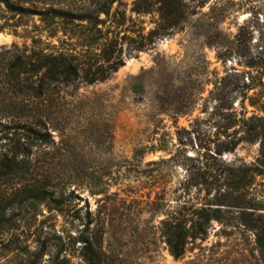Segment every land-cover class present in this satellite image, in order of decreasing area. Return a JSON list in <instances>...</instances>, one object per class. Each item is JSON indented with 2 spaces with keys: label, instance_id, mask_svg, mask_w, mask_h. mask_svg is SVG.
I'll return each mask as SVG.
<instances>
[{
  "label": "rangeland",
  "instance_id": "obj_1",
  "mask_svg": "<svg viewBox=\"0 0 264 264\" xmlns=\"http://www.w3.org/2000/svg\"><path fill=\"white\" fill-rule=\"evenodd\" d=\"M136 3L0 0V146L11 156L15 131L44 141L16 181L32 192L0 209V264H264V128H228L264 118V73L251 89L247 67L264 48V0H184L178 28L143 50L131 39L160 15ZM115 40L124 65L86 82ZM60 54L76 58L79 76L48 84L36 66ZM248 127H259L255 141L216 153ZM44 189L47 199H31ZM202 207L218 219L175 259L162 222Z\"/></svg>",
  "mask_w": 264,
  "mask_h": 264
},
{
  "label": "trees",
  "instance_id": "obj_2",
  "mask_svg": "<svg viewBox=\"0 0 264 264\" xmlns=\"http://www.w3.org/2000/svg\"><path fill=\"white\" fill-rule=\"evenodd\" d=\"M156 6L158 7V12L160 15V23L147 35L140 34L137 39H131L130 44H134L136 50L145 49L148 45L154 43L157 38L163 36L166 31L176 30L180 23L179 16L185 14L184 0H137L135 11L139 14L150 13ZM118 46L119 42L118 40H115L103 50L102 59L104 63L108 64L106 68H104L102 65L96 66V64H89L88 69L83 71V79L86 82L93 84L98 81H106L111 76V74L117 72L118 69L124 65L125 62L122 56H120V50L118 49ZM46 59L47 60H45V62L38 63L36 68L38 71L40 67H44L45 73L42 79L47 81L48 84H70L79 76L76 58L73 56L60 54L57 56H49ZM247 67L254 70L256 73L249 75L251 89H255L259 85H263L262 76L264 73V48L261 49L255 59H251L250 62H248ZM94 68L95 70L93 71ZM243 87H245V90L249 88L246 86V84H244ZM252 105L257 104L254 103ZM259 108L264 112V103H262ZM251 121L259 122V127L264 128V118L256 116L250 117L244 121H240L234 117L233 122L228 124V128H234L238 125H241V123H244V125L247 126ZM259 127H248L249 130L245 131L244 136L240 138L234 137L228 142H223V146L218 149L216 153L221 155L223 152H233L241 142L255 141L256 136L258 135ZM24 128L18 129L21 130ZM14 133L18 135V140L13 147L14 153L10 154L11 156H9L5 145L0 146V192L3 194L10 193V197L8 196V199L6 197L4 198L7 199V201H4V199L0 197V209L11 206L18 194L21 193L27 195L28 193L32 192L30 189L31 185H29L28 182H25L26 184L20 186V184L16 183V181H20L23 176L26 177L30 174L33 167L31 159L32 148L39 145L37 141H41L40 143L44 142L43 140H39V138H33L25 133L19 134L17 131ZM34 133L38 136L44 137L40 133ZM261 135V145L264 147V133ZM23 139L24 141H22ZM256 172L261 173V169L258 168ZM209 179H207L205 182H202V184L211 185L212 183L209 181ZM216 181L224 183L226 182V179L219 176L216 178ZM241 181L243 183V180ZM6 189H9L10 192ZM47 195L48 193L44 189L38 194L32 196L31 199L43 201L47 199ZM218 212L219 209L211 207H202L196 209L194 210L195 217H191L188 220L189 222H192L190 226H188L187 220H180L175 215H172L164 220L162 222V233L165 236L166 244L170 254L175 259L182 258L186 252V246L189 240H196L198 238H204L207 236L208 225L212 220L218 219ZM258 218L261 225V231L257 235V242L260 248H264V225L261 223L263 221V217L259 216ZM8 221V219L0 214V226L6 224Z\"/></svg>",
  "mask_w": 264,
  "mask_h": 264
}]
</instances>
